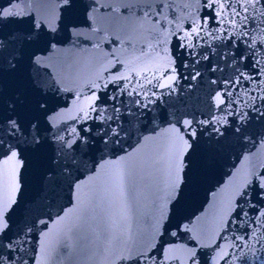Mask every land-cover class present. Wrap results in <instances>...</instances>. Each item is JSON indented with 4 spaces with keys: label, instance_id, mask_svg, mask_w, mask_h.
<instances>
[{
    "label": "snow or ice",
    "instance_id": "6c2138e0",
    "mask_svg": "<svg viewBox=\"0 0 264 264\" xmlns=\"http://www.w3.org/2000/svg\"><path fill=\"white\" fill-rule=\"evenodd\" d=\"M57 3L59 16L50 13L53 19L46 23L38 22L33 11H17L14 3L0 6V174L11 178V191L0 197V264H36L29 252L35 251L30 247L33 239L40 243L34 234L37 225H43L38 231L45 237L43 250L48 249L51 216L45 219L40 205L34 219L18 215L21 170H32L38 182L50 189L75 176L69 184L75 190L83 178L78 175L82 169L95 173L100 166L95 161V153L103 151L100 146H118L130 139L135 135L133 120L154 123L156 106L183 91L181 80L188 81L185 88L201 80L198 65L202 63L207 62L209 73L220 72L221 76L208 81L209 86H216L209 97L210 115L185 113L168 121L177 142L182 141V153H174L167 201L175 203L180 197L188 167L182 157L202 142L218 147L230 136L238 145H264V0H183L180 13L187 16L175 12L172 0H141L139 14L168 29L167 34L151 50L144 46L124 59L109 50L111 68L89 85L86 105L80 107L72 124L64 126L57 122L62 89L50 72L40 71L47 69L59 47L57 33L71 34L81 23L89 28L108 25L114 21L109 14L127 16L137 4L106 0L105 7L90 0L83 5L81 22L74 19L78 0ZM178 53L184 56L179 65L187 69L183 74L177 66ZM73 99L82 100L84 94ZM90 161L95 163L88 169ZM225 196L229 220L219 239L228 243L229 234H236L221 256L223 264L233 260L264 264V169L246 171ZM161 251L130 254L126 264H160L157 255ZM187 255L190 264H196V252Z\"/></svg>",
    "mask_w": 264,
    "mask_h": 264
},
{
    "label": "water",
    "instance_id": "95a60500",
    "mask_svg": "<svg viewBox=\"0 0 264 264\" xmlns=\"http://www.w3.org/2000/svg\"><path fill=\"white\" fill-rule=\"evenodd\" d=\"M10 2L17 11H33L38 22L53 19L50 13L60 14L57 0H20L19 3L0 0V6ZM89 2L78 0L74 19L83 21V5ZM134 2L137 7L127 16L122 12L109 14L114 21L108 25L89 28L81 23L71 34L57 33L59 47L52 53L47 69L40 71L50 72L62 89L58 96L62 107L57 121L61 126L74 122L80 107L86 105L89 85L111 68L109 50L124 59L133 50L139 53L144 46L151 50L167 34L168 29L139 14L141 0ZM98 3L107 7L106 0ZM172 3L177 14L187 16L180 13L183 0H172ZM177 56L179 68L184 56L179 53ZM198 67L203 73L201 80L193 81L192 88H185L188 81L181 80L183 91L165 97L167 103L156 106L154 123L133 120L131 128L135 135L130 139L118 146L101 145L103 151L95 153V161H100V166L95 173L82 169L78 175L83 178L75 190L69 187L75 176L50 189L38 182L32 170L20 171L17 199L22 203L18 215L34 219L40 205L45 219L51 216L47 223V251L43 250L45 237L38 231L43 225L34 229L40 243L32 240L30 247L35 251L29 255L35 256L36 264H126L130 254L153 249L162 250L157 255L160 264H190L187 254L191 251L197 254L196 264H223L221 256L229 250L231 236L236 234L235 231L229 234L228 243L219 239L224 222L229 220L225 194L233 183L243 179L246 171L264 169V145H238L230 136L218 147L202 142L182 157L188 167L184 169L180 197L175 203L167 201L174 153H182V141L177 142L175 130L169 128L168 121L174 122L185 113L210 115L209 97L216 86H209L208 81L221 76L220 72L209 73L207 62ZM179 71L183 74L187 69L179 68ZM82 94L84 99H73ZM65 104L67 107H63ZM153 129H156L155 135ZM95 161L88 163V169ZM175 163L179 164V160ZM179 166L184 168L183 164ZM121 174L122 184L119 183ZM10 181V177L0 174V197L11 191Z\"/></svg>",
    "mask_w": 264,
    "mask_h": 264
}]
</instances>
